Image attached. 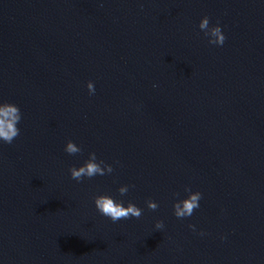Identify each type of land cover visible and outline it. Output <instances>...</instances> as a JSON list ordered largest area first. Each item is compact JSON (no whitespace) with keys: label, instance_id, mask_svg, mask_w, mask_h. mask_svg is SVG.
Returning a JSON list of instances; mask_svg holds the SVG:
<instances>
[{"label":"water","instance_id":"1","mask_svg":"<svg viewBox=\"0 0 264 264\" xmlns=\"http://www.w3.org/2000/svg\"><path fill=\"white\" fill-rule=\"evenodd\" d=\"M0 102L23 114L0 264H264V0H0ZM92 152L115 171L73 180ZM186 187L203 199L178 219ZM103 194L143 215L113 223Z\"/></svg>","mask_w":264,"mask_h":264},{"label":"clouds","instance_id":"2","mask_svg":"<svg viewBox=\"0 0 264 264\" xmlns=\"http://www.w3.org/2000/svg\"><path fill=\"white\" fill-rule=\"evenodd\" d=\"M199 28L204 32V35L209 38V43L218 47H222L226 42V35L224 34L222 26L219 22L216 26L210 27V19L204 17L199 24ZM89 95L95 94V83L89 81L87 84ZM23 119V114L18 105L8 102H0V145H11L20 136L21 128L19 127ZM69 155H76L83 151L75 142L69 141L64 149ZM115 171L113 165L106 163L104 160L98 159L95 152L89 154V158L83 165L70 169L71 178L77 182H83L85 179L91 180L97 176L103 177L111 175ZM130 187L134 185H124L119 188L120 196H125ZM187 196L183 199H177L174 204V215L178 219L190 218L194 212L201 207V200L203 193L193 192L190 187L185 188ZM179 197V193L176 194ZM96 210L104 217L109 218L113 223H118L121 220H128L132 218L139 219L143 215V209L135 203L127 202L122 199H117L112 195H98L94 199ZM147 207L150 210H157L159 208L158 202L155 200H148ZM195 230V225H190ZM156 231H163L165 224L163 221H158L155 224ZM200 235H205L201 232Z\"/></svg>","mask_w":264,"mask_h":264}]
</instances>
